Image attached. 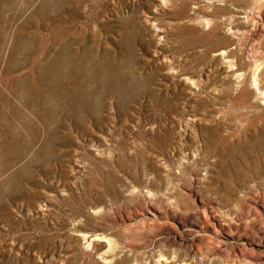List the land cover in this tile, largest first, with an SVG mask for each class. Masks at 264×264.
Listing matches in <instances>:
<instances>
[{
  "label": "rangeland",
  "instance_id": "rangeland-1",
  "mask_svg": "<svg viewBox=\"0 0 264 264\" xmlns=\"http://www.w3.org/2000/svg\"><path fill=\"white\" fill-rule=\"evenodd\" d=\"M0 264H264V0H0Z\"/></svg>",
  "mask_w": 264,
  "mask_h": 264
},
{
  "label": "bare ground",
  "instance_id": "bare-ground-1",
  "mask_svg": "<svg viewBox=\"0 0 264 264\" xmlns=\"http://www.w3.org/2000/svg\"><path fill=\"white\" fill-rule=\"evenodd\" d=\"M223 53V52H222ZM218 54H219V52H218Z\"/></svg>",
  "mask_w": 264,
  "mask_h": 264
}]
</instances>
